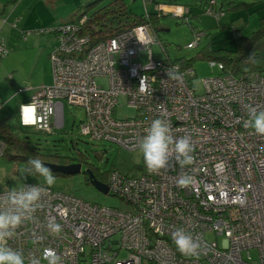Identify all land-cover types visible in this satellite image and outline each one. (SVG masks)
Here are the masks:
<instances>
[{"label": "built area", "instance_id": "2783aa9c", "mask_svg": "<svg viewBox=\"0 0 264 264\" xmlns=\"http://www.w3.org/2000/svg\"><path fill=\"white\" fill-rule=\"evenodd\" d=\"M81 16L29 31L55 33L58 44L53 82L21 105L20 122L52 132L65 101L85 109L81 134L141 149L139 174L113 171L106 183L129 209L34 182L0 190V264H264V70L223 73L210 60L220 73L200 94L193 67L154 58L163 45L150 23L93 44ZM7 52L0 40V62ZM123 95L135 117L115 116ZM6 149L0 136V157Z\"/></svg>", "mask_w": 264, "mask_h": 264}, {"label": "rangeland", "instance_id": "374dc122", "mask_svg": "<svg viewBox=\"0 0 264 264\" xmlns=\"http://www.w3.org/2000/svg\"><path fill=\"white\" fill-rule=\"evenodd\" d=\"M90 1L50 0V2H40L38 5H35V3L31 5L28 2L27 8H31L33 11L32 15L41 13L42 17L44 16L47 19L50 16L56 15L54 13H57L59 18H66L75 13L77 9V14H81L83 9H79V6L84 7ZM110 1L103 0L102 3L107 4ZM123 1L134 14H145V18H150L151 20L153 17L151 18L146 13L158 12L162 3L167 8H170L168 10L172 12L181 10V7H184V16H181V14L162 16V13L167 12V10L161 9V17L157 19V23H151V25L154 29L155 25L159 28L158 35L163 47L159 43L154 44L152 51L155 59H165L167 57L171 60L193 59L192 67L195 69V76L191 78V82L197 93L200 94L205 91L203 79L219 74L220 70L217 67H212L208 59H195L197 53L209 42L214 43L212 44L214 49L223 47L225 42L228 49L235 50L237 47L235 37L230 32L225 31L228 28H223V26L231 24L234 28L238 29L235 35H238L239 32L241 36L250 38L259 29L260 18L264 16V0H217L214 5L217 9H219L222 3L227 6L231 1L232 4L240 1H245L248 4L246 8L227 9L225 15L219 19L206 12L207 8L210 7V0ZM19 3L20 0L13 2L12 8L8 7L4 16V12L1 13L0 11V17H10L11 14L9 13ZM0 10L2 9L0 8ZM188 20H191V23L195 26L194 30H192V26L187 22ZM6 24L9 25V23ZM48 26L45 25L43 27ZM202 29L207 30L211 36H203L199 46L188 47V43L194 41L195 34L198 36L200 34L199 31ZM155 31L157 33V29ZM223 37H226V41H222ZM138 60L146 63L147 56H140ZM97 82L105 88L109 87L107 77H98ZM136 115V108L128 104L126 96H121L119 104L115 109V116L117 118H127L135 117ZM84 117V107L64 101L63 106L61 104L58 106V112L54 120L55 123L58 121V124H61V126L53 129L52 132L37 131L33 127L23 128L19 125L18 119L15 118L11 122L12 129L21 139L28 140L33 150L43 154L42 156H35V158L38 157L39 160L45 158L44 163L65 164V161L57 155L75 157L78 161L74 163H80L82 170L76 174L61 173L54 175L53 173L45 172L41 175H35L27 172L26 163L23 160L3 156L0 157V190H19L25 183L34 182L53 187L62 192L74 194L88 202L123 210L129 209V206L119 197L111 193L104 194L93 186L88 180L86 170L95 171L100 178L105 180L110 179L113 171H119L126 175L139 174L144 159L143 151L141 149L128 150L110 141L89 139L80 132V123ZM256 120L258 123H262L263 117L258 116ZM128 254L127 251L122 250L119 253V258L124 259ZM253 254L255 256V252Z\"/></svg>", "mask_w": 264, "mask_h": 264}, {"label": "trees", "instance_id": "16d2710c", "mask_svg": "<svg viewBox=\"0 0 264 264\" xmlns=\"http://www.w3.org/2000/svg\"><path fill=\"white\" fill-rule=\"evenodd\" d=\"M216 1L217 0H210V7L207 8L206 12L208 10H211L213 12V14L211 15H214L218 19L224 16L225 11L229 8L241 9V8H246L248 6V4L245 1H240L235 4H232L231 1L227 6L224 3H222L219 9H217L214 7ZM102 2L103 0H91L90 2L85 4L84 12H82L88 14V19L85 22V24L82 26V31L91 37V41L93 44L105 40L111 36H114L120 31L132 28L136 25L145 24L149 22L150 24L157 23V19H159V17L161 16L160 8L158 9L159 13L157 11L148 12L150 17L151 18L153 17L151 20L150 18L149 19L145 18V14L144 15L134 14L130 10V8L124 3L123 0H111L107 4L104 3L103 5ZM162 5L165 4L162 3ZM187 22L192 26V30H194L195 26H193L191 20H188ZM225 27L228 28L225 31L230 32V34H233V36L235 37V41L237 44L236 49L235 50L228 49L225 42L223 47L221 46L218 49H214V47L212 46V44L214 43L209 42L205 47H203L197 53L195 59L205 58L208 60H216L218 62H221L224 66V69L222 71L223 73H231V74L239 75L247 71H263L264 70V16L260 18L259 29H257V31H255L253 36L250 38L241 36L239 32L238 35H235V33L233 32L234 31L233 29L235 28L231 24H229L228 26H223V28ZM155 29H157V33H158L159 28L156 27V25H155ZM235 30L238 29L236 28ZM199 32L203 33V36H211V34L205 29H202ZM222 41H226V37L225 38L223 37ZM199 45L200 43L197 46ZM6 55H4V57ZM4 57H2V59ZM178 61L181 62L183 67H192L193 59H188V60L182 59ZM0 136L7 143V149L4 156H8L11 159L23 160L26 163V170L28 173L35 175L36 174L41 175L45 172H50L53 173L54 175L61 174L59 172L54 173L48 168H46L44 163V161L46 160L45 158H41L40 160L38 159V157L35 158V156H39V155L42 156L43 154L37 152L36 150H33V148L30 146L29 141L26 139H21V137L17 133H15L12 127H10L9 125H4V124L0 125ZM57 156L62 158L65 161L64 162L65 164H71L74 163L75 161H78L75 159V157H69L63 155H57ZM92 172L95 174L96 178H98L100 181L105 183L108 182V179L105 180L103 178H100L95 171L92 170ZM88 180H89V176H88Z\"/></svg>", "mask_w": 264, "mask_h": 264}, {"label": "crops", "instance_id": "0c3cea01", "mask_svg": "<svg viewBox=\"0 0 264 264\" xmlns=\"http://www.w3.org/2000/svg\"><path fill=\"white\" fill-rule=\"evenodd\" d=\"M17 1L0 0L2 9L0 11L4 12L3 16L7 8H12V3ZM28 2L31 5L33 3L38 5L40 2H50V0H20V3L15 5L9 13L10 17H0V40L9 50L0 63V125L10 127L11 122L17 118L19 125L26 128L20 122L21 105L29 102L36 87L53 82L50 54L58 44L57 35L49 32L35 34L29 31L48 29V27L74 21L80 15L77 14V9L75 13L66 18H59L57 13H54L56 15L47 19L42 17L41 13L32 15L31 8H27ZM80 8L84 12V7L79 6ZM164 9L168 12L163 13L162 16L173 15L168 10L170 8L165 6ZM45 25L49 26L43 27ZM54 124L53 129L61 126L58 121Z\"/></svg>", "mask_w": 264, "mask_h": 264}, {"label": "water", "instance_id": "95a60500", "mask_svg": "<svg viewBox=\"0 0 264 264\" xmlns=\"http://www.w3.org/2000/svg\"><path fill=\"white\" fill-rule=\"evenodd\" d=\"M46 168L51 170L54 173H62V174H76L81 172V164L80 163H71V164H52V163H45ZM89 181L95 186L100 192L104 194H109V186L105 182L100 181L96 178L95 174L90 170H86Z\"/></svg>", "mask_w": 264, "mask_h": 264}]
</instances>
